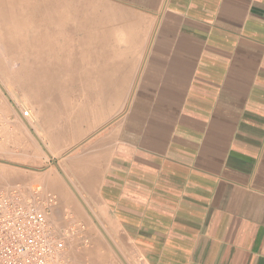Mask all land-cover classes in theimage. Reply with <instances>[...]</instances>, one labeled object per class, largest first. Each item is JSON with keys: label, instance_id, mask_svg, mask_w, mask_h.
<instances>
[{"label": "crops", "instance_id": "0c3cea01", "mask_svg": "<svg viewBox=\"0 0 264 264\" xmlns=\"http://www.w3.org/2000/svg\"><path fill=\"white\" fill-rule=\"evenodd\" d=\"M110 1L148 19L139 74L61 147L0 97V191L38 190L73 264H264V0Z\"/></svg>", "mask_w": 264, "mask_h": 264}, {"label": "rangeland", "instance_id": "374dc122", "mask_svg": "<svg viewBox=\"0 0 264 264\" xmlns=\"http://www.w3.org/2000/svg\"><path fill=\"white\" fill-rule=\"evenodd\" d=\"M45 1L0 0V97L6 112L37 116L29 129L43 145L52 118L50 143L61 147L63 118L78 100L95 90L103 101L111 91L119 101L126 95L140 72L148 19L110 0H56L52 12Z\"/></svg>", "mask_w": 264, "mask_h": 264}, {"label": "built area", "instance_id": "2783aa9c", "mask_svg": "<svg viewBox=\"0 0 264 264\" xmlns=\"http://www.w3.org/2000/svg\"><path fill=\"white\" fill-rule=\"evenodd\" d=\"M47 214L38 190L31 196L16 188L0 191V264H73L64 252L67 232Z\"/></svg>", "mask_w": 264, "mask_h": 264}, {"label": "bare ground", "instance_id": "6f19581e", "mask_svg": "<svg viewBox=\"0 0 264 264\" xmlns=\"http://www.w3.org/2000/svg\"><path fill=\"white\" fill-rule=\"evenodd\" d=\"M36 3V6L38 7V3H40L41 0H34ZM61 3L60 2H56V0H46L45 1V6L46 9L50 12L54 11ZM32 6V5H31ZM54 6H56V8H54ZM51 9V10H50ZM47 16V15H46ZM50 17V15H49ZM51 18V17H50ZM50 20V19H49Z\"/></svg>", "mask_w": 264, "mask_h": 264}]
</instances>
